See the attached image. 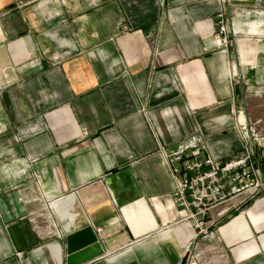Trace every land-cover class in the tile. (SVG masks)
I'll list each match as a JSON object with an SVG mask.
<instances>
[{"label":"crops","instance_id":"obj_1","mask_svg":"<svg viewBox=\"0 0 264 264\" xmlns=\"http://www.w3.org/2000/svg\"><path fill=\"white\" fill-rule=\"evenodd\" d=\"M254 126L264 177V0H0V264H67L86 226V264H264V190L214 208L191 262L165 157H237Z\"/></svg>","mask_w":264,"mask_h":264},{"label":"built area","instance_id":"obj_2","mask_svg":"<svg viewBox=\"0 0 264 264\" xmlns=\"http://www.w3.org/2000/svg\"><path fill=\"white\" fill-rule=\"evenodd\" d=\"M228 18L222 11L217 15L216 40L224 50L230 46ZM250 135L246 134L244 145L234 158L204 154L205 140L198 135L184 138L178 143L175 152L165 154L176 183L175 202L186 212V220H195L198 230L196 243L187 252L191 262L197 260L202 251L199 247L201 236L212 234L207 226V217L214 208L235 199H239L241 204H248L264 190V177L256 166L252 148V142L256 144L261 139L256 126L250 128ZM210 250L216 257L213 258V264H232L225 249L212 246Z\"/></svg>","mask_w":264,"mask_h":264},{"label":"water","instance_id":"obj_3","mask_svg":"<svg viewBox=\"0 0 264 264\" xmlns=\"http://www.w3.org/2000/svg\"><path fill=\"white\" fill-rule=\"evenodd\" d=\"M67 242V264H86L105 255V249L92 226L69 233Z\"/></svg>","mask_w":264,"mask_h":264},{"label":"bare ground","instance_id":"obj_4","mask_svg":"<svg viewBox=\"0 0 264 264\" xmlns=\"http://www.w3.org/2000/svg\"><path fill=\"white\" fill-rule=\"evenodd\" d=\"M62 206H63V205H62ZM62 206H60V208H61Z\"/></svg>","mask_w":264,"mask_h":264}]
</instances>
